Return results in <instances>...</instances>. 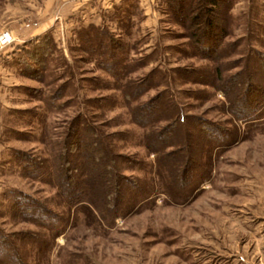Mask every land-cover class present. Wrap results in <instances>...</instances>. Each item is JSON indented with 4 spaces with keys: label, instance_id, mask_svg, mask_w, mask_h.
Returning a JSON list of instances; mask_svg holds the SVG:
<instances>
[{
    "label": "rangeland",
    "instance_id": "1",
    "mask_svg": "<svg viewBox=\"0 0 264 264\" xmlns=\"http://www.w3.org/2000/svg\"><path fill=\"white\" fill-rule=\"evenodd\" d=\"M123 5L130 9L124 26L117 12ZM230 5L221 8L223 46L205 57L165 0H0V34L23 32L31 15L33 28L41 22L46 30L30 39H54L37 73L20 70V47H0V232L15 241L24 264H245L241 254L264 262V104L240 117L221 87L246 66L264 84V0ZM89 28L88 36L117 39L121 47L92 53ZM29 35H14L15 43ZM111 64L123 73L113 75ZM157 96L162 110L147 125L136 123L135 107ZM74 121L96 128L130 178L113 210L87 198L72 204L61 190ZM172 121L167 140L152 147ZM27 155L41 168H24ZM74 162L84 164L80 155ZM21 190L48 205L57 222L15 214L12 199ZM19 231L36 236L23 240Z\"/></svg>",
    "mask_w": 264,
    "mask_h": 264
},
{
    "label": "trees",
    "instance_id": "2",
    "mask_svg": "<svg viewBox=\"0 0 264 264\" xmlns=\"http://www.w3.org/2000/svg\"><path fill=\"white\" fill-rule=\"evenodd\" d=\"M165 2L168 4L169 11L174 15V18L182 21V23H187L188 27L191 28L192 41L197 52L205 57L218 55L217 53L222 48L227 33L226 15H222L221 8L222 10H229L232 0H165ZM117 12L120 25L124 26L125 21L130 23L126 15L130 14L128 5L119 6ZM92 29L89 28L84 31L88 37L85 38L87 44H89L87 47L90 48L92 53L99 52L103 54L104 49L101 50L100 47H106L110 44L114 45L115 49L121 47V42L115 37L112 38L115 40L110 42L102 37L98 38V35L88 36ZM84 32H82L83 34L80 33V36H83ZM98 32L104 34L106 31L99 30ZM52 41H54L52 35L46 33L41 37L26 40L25 43L21 44L19 46L22 50L20 70L37 73L45 67L53 49ZM115 49L108 51L111 58L117 56ZM259 60L264 70V53L259 57ZM110 66L113 75L118 77L123 73L119 71L121 70L119 67H113L115 66L113 64ZM255 75L256 73L251 70V67L246 66L229 76L221 85L232 110L240 117L249 118L264 104V84L259 83ZM162 105L163 98L161 96L139 103L133 110L134 121L140 125H147L154 115L160 109L162 110ZM78 122L76 121L73 124L71 146L67 147V145L63 151V171L60 176L61 190L72 204L80 203L87 198L94 204L102 202L107 209L113 210L121 200L122 184L130 178L115 165L113 158L110 157L111 150L105 146L96 128L93 125L79 128L77 126ZM174 124L176 122L172 121L169 125L158 130L154 135V141L150 142L151 146L156 147L160 143H164L167 140V134L174 130ZM207 128L212 132L214 131V134L218 133L213 127ZM184 150L183 147H180L168 151L166 153L168 160L176 159ZM18 153L22 154L21 151ZM79 155L83 158L84 164L78 162L74 165L75 157ZM26 157L24 158L26 161L23 165L24 168L33 167L34 170L41 168L38 161L30 159L29 155ZM83 169L87 171L85 176L81 175ZM106 181L110 183L113 181V184L107 185ZM11 206L15 214L41 223H54L57 222L56 220L59 217L48 205L24 190L19 191L14 196ZM16 235L17 238L23 240L36 236L35 233L30 231H19L16 232ZM0 257L6 264L9 262L24 264L15 241L10 238V235L1 232Z\"/></svg>",
    "mask_w": 264,
    "mask_h": 264
},
{
    "label": "crops",
    "instance_id": "3",
    "mask_svg": "<svg viewBox=\"0 0 264 264\" xmlns=\"http://www.w3.org/2000/svg\"><path fill=\"white\" fill-rule=\"evenodd\" d=\"M16 3V2H15ZM8 4V3H7ZM17 4V3H16ZM27 14V13H26ZM24 15V17L25 16H27V15ZM30 14V13H29ZM31 15H28V17H25L24 18V21H23V32L22 31H20L19 29H17V28H11V33L13 34V36L15 35V36H19V35H28V34H30L29 35V39H30V37L33 35V34H41V33H43L45 30H46V28H44V27H42V23L41 22H38V23H36L35 25V27L34 28H36V29H34L33 28V22L31 21ZM40 28V29H39ZM35 31H34V30ZM36 30H38V31H36ZM0 31H2V30H0ZM27 40V39H26ZM15 42H17V40L15 41V39L14 40H12L9 44V46H11V45H13L12 47H13V49L15 50L16 49V47H18L19 48V44L20 43H15ZM12 49V50H13ZM7 50H9L8 48H7ZM262 255L261 256H264V253H261ZM243 259V260H247V262H245V264H264V262H253V261H251V259H253V258H251V257H246L245 258V256L243 255V254H241L240 255V257H239V255H237V259ZM237 264V263H236ZM240 264H243V263H240Z\"/></svg>",
    "mask_w": 264,
    "mask_h": 264
},
{
    "label": "built area",
    "instance_id": "4",
    "mask_svg": "<svg viewBox=\"0 0 264 264\" xmlns=\"http://www.w3.org/2000/svg\"><path fill=\"white\" fill-rule=\"evenodd\" d=\"M12 40H14V36L11 33V31L9 30L3 31L0 34V47L10 43Z\"/></svg>",
    "mask_w": 264,
    "mask_h": 264
}]
</instances>
